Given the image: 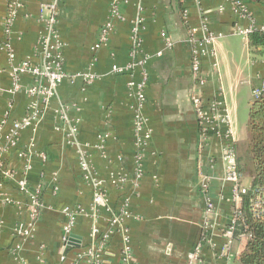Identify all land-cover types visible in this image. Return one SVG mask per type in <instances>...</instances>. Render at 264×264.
Instances as JSON below:
<instances>
[{
    "label": "crops",
    "instance_id": "obj_1",
    "mask_svg": "<svg viewBox=\"0 0 264 264\" xmlns=\"http://www.w3.org/2000/svg\"><path fill=\"white\" fill-rule=\"evenodd\" d=\"M50 1L20 0L22 6L17 11L12 36L17 59L33 56L35 63L41 61V56L35 53L41 29L38 17L43 3ZM243 1L257 22L263 24L264 0ZM6 2L0 0V43ZM108 4L109 0L58 1L57 28L63 44L64 71L71 81L66 78L59 85L56 99L36 131H23L20 140L22 146L29 141L35 143L27 178L30 188L43 186L44 204L33 236L22 242L17 253H12L13 245L20 239L15 228L27 218L26 198L18 193L15 183L6 181L3 195L21 206L0 200V219L4 225L0 234V264H73L90 244L91 218L79 216L72 233L81 238V245L62 254L63 208L80 205L89 210L92 199L91 185L81 178L78 148L67 144L63 131L58 129L61 121L56 109L62 103H68V115L79 120L76 136L79 149L87 154L98 174L109 204L119 206L126 195L130 214L124 227L128 230L132 254L128 264H240L239 239L233 238L228 252L221 254L226 239L223 229L230 222L233 208L229 201L230 184L222 180L225 164L221 153L227 142L223 136L226 127L223 125L220 133L210 134L201 145L200 127L190 99V51L182 11H187L191 26L199 25V12H203L210 20V28L221 33L214 44L216 66H212L213 60L209 58L201 63L206 78L202 96L207 101L220 100L219 112L227 116L239 162L247 147L252 88L264 77V52L252 53L248 36L234 32L235 25L244 26L247 21L238 19L224 0L121 1L120 16L114 20L115 28L108 43L93 52L91 46L108 17ZM138 19L143 49L152 55L147 64L149 77L143 109L151 137L142 150L143 173L134 188L137 136L132 127L133 99L126 85L128 76L113 74L110 69L114 64L124 66L128 62L131 28ZM162 32L172 43L170 48L165 46ZM87 71L97 78L83 82L82 76L77 75ZM30 83V75H24L22 88ZM10 85L6 55L0 50V117L10 110L12 118H18L30 98L22 89L11 94ZM103 131L109 135L100 149L98 135ZM6 163L14 174H26L24 162L13 151L8 152ZM200 172L211 177L214 211L207 220ZM117 174H125L128 180L120 185L113 180ZM54 177L56 194L52 193ZM251 180L250 174H244L246 185ZM100 214L97 226L102 231L107 228L108 214L104 211ZM196 244H200L199 253L189 260L188 254ZM122 249L121 235L113 234L101 254L100 264H127L122 259Z\"/></svg>",
    "mask_w": 264,
    "mask_h": 264
},
{
    "label": "built area",
    "instance_id": "obj_2",
    "mask_svg": "<svg viewBox=\"0 0 264 264\" xmlns=\"http://www.w3.org/2000/svg\"><path fill=\"white\" fill-rule=\"evenodd\" d=\"M60 0H51L48 3H43L38 21L41 24V29L38 35V41L35 46V53L41 56V61L35 63L33 56L25 57L21 60L16 58V53L12 46L13 27L17 17V11L22 6L20 0H7L6 10L2 21V40L0 50H2L7 59V75L11 80V85L8 91L13 94L21 89L24 94L30 98L25 107L23 115L18 118H12L10 110H5L0 117V200L9 204H15L20 207L21 203L14 201L10 197L4 196L2 189L6 181L15 183V187L20 195L26 198V220L19 222L15 228V235L20 239L16 242L12 249V253H17L20 250L22 242L33 236L34 225L43 208L44 202L41 200V192L43 186L30 188L27 178L28 171L31 169V159L35 143L29 141L25 145L20 144L21 135L25 130L36 131L37 124L43 119L49 106L56 99L57 88L68 78L64 71V61L62 54V42L58 33V19L56 8ZM124 0H109L108 17L101 25L97 39L91 46V50L96 52L102 46L108 43L109 37L114 31V20L119 18V3ZM183 1V0H180ZM230 4L232 12L240 20H246L247 25H235L234 32L243 36H248L253 32L264 33V23L260 24L255 19L252 11L249 10L247 4L243 0H224ZM43 11H48V15H44ZM200 14V22L198 26L188 24V13L184 9L182 11V20L187 26V41L190 51V69L192 77L191 102L195 110L198 124L200 127L201 145L207 142L212 133H220V129L225 125L226 130L223 133L227 141L222 146L221 158L225 164L222 180L230 184L229 201L232 204V216L229 224L223 229L225 242L221 249V254L225 255L234 238V231L237 225L244 224L241 202L243 196L250 193V209L255 218H259L264 213V192L258 188H252L244 183V175L240 170L234 140H232V130L229 125L226 114L219 112L220 100L207 101L202 96V88L205 85L206 78L201 69L203 59L209 58L213 60L212 66H216L214 62V44L221 33H215L210 28V20L203 13ZM141 20H137L131 28L130 47L128 51L129 60L124 66L112 65L110 72L113 74L125 73L128 76L127 89L132 97V127L137 136L136 154L134 156V173L133 187H137V183L142 176V150L146 141L151 137L147 119L143 109L146 102L145 88L148 81L147 64L150 60L149 53L145 52L140 34ZM164 44L167 48L172 46L165 32L161 33ZM160 53H156L159 56ZM24 75H30L31 83L25 89L22 88L21 80ZM77 76H82L83 82H90L97 78V75L87 71ZM73 78L75 76H72ZM264 92V77L260 80L258 86L252 88V98L257 99ZM12 109V108H11ZM70 108L68 103L60 104L56 109L59 120L61 121V129L63 131L66 142L69 145L78 148V166L81 171L82 180L91 185L92 199L89 210L75 205L72 207L66 206L63 208L65 222L61 229L60 241L65 244L69 235L73 234L76 221L79 216L91 218L92 224L89 234L91 235L90 244L87 245L78 255L77 261L73 264H100L101 254L107 242L113 234L121 235L123 243L122 259L127 264L131 259V249L129 246L128 230L124 227L125 220L129 217V203L126 195L122 198L119 206L112 207L106 197L102 182L98 178V174L88 160L87 154L79 149V143L76 140L78 134V119H72L69 114ZM109 133L101 132L99 137L98 147L102 149L108 138ZM13 151L18 159L24 162V171L21 175L14 174L12 169H9L6 163L8 152ZM44 160L45 156L41 154ZM212 160H210V163ZM212 164V163H211ZM200 192L204 200L205 219L214 211V205L210 194V175L200 172ZM52 193H58V186L54 182ZM115 182L124 184L128 179L125 174L114 175ZM100 211L108 214L106 218L107 228L102 231L98 228L97 223L101 218ZM237 221L239 223L237 224ZM207 221L205 222L206 225ZM3 222L0 219V234L3 230ZM207 228V227H206ZM245 237L244 233L238 235V238ZM81 245V243H80ZM200 250V244H196L193 250L188 254V259L193 260L197 257ZM62 259L64 256L61 257ZM26 264V262H22Z\"/></svg>",
    "mask_w": 264,
    "mask_h": 264
},
{
    "label": "trees",
    "instance_id": "obj_3",
    "mask_svg": "<svg viewBox=\"0 0 264 264\" xmlns=\"http://www.w3.org/2000/svg\"><path fill=\"white\" fill-rule=\"evenodd\" d=\"M248 39L252 53L264 52V33L253 32L248 35ZM247 129L245 153L252 166V180L249 186L264 192V92L250 105ZM240 170L242 171L241 167ZM251 198L250 193L243 196L241 207L244 224L237 225L234 231V238L242 243L238 260L240 264H264V213L259 218L253 216L250 209ZM241 233H244L245 237L238 238Z\"/></svg>",
    "mask_w": 264,
    "mask_h": 264
},
{
    "label": "water",
    "instance_id": "obj_4",
    "mask_svg": "<svg viewBox=\"0 0 264 264\" xmlns=\"http://www.w3.org/2000/svg\"><path fill=\"white\" fill-rule=\"evenodd\" d=\"M80 243H81V238L79 236L74 234L69 235L67 241L62 247V254L65 255V253L71 248L79 247Z\"/></svg>",
    "mask_w": 264,
    "mask_h": 264
},
{
    "label": "rangeland",
    "instance_id": "obj_5",
    "mask_svg": "<svg viewBox=\"0 0 264 264\" xmlns=\"http://www.w3.org/2000/svg\"><path fill=\"white\" fill-rule=\"evenodd\" d=\"M259 83L256 86H258ZM242 156H243V158H241L242 161L239 162V165L242 168V171L244 172V173L243 172L242 173H243V175L244 174H250L252 166H251L250 160L248 159V157H247V155L245 153V150L242 151Z\"/></svg>",
    "mask_w": 264,
    "mask_h": 264
}]
</instances>
